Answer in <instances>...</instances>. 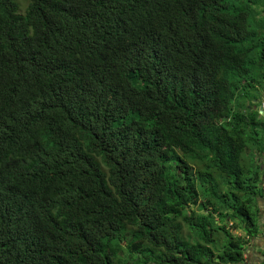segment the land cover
Returning a JSON list of instances; mask_svg holds the SVG:
<instances>
[{
  "label": "trees",
  "instance_id": "obj_1",
  "mask_svg": "<svg viewBox=\"0 0 264 264\" xmlns=\"http://www.w3.org/2000/svg\"><path fill=\"white\" fill-rule=\"evenodd\" d=\"M257 12L264 0H0V264H122L125 233L153 264L244 263L263 196L242 157L263 144Z\"/></svg>",
  "mask_w": 264,
  "mask_h": 264
},
{
  "label": "rangeland",
  "instance_id": "obj_2",
  "mask_svg": "<svg viewBox=\"0 0 264 264\" xmlns=\"http://www.w3.org/2000/svg\"><path fill=\"white\" fill-rule=\"evenodd\" d=\"M16 3L18 4L19 7V11L23 12L27 0H15ZM255 20L260 23V22H264V13L261 12H257L255 14ZM257 85V89L255 91L250 90V94H255L257 96V99H252L253 103H256V106H253V109H257L258 112L261 114L263 120H264V88H261V81L256 84ZM259 101V102H258ZM248 104V99L241 93V91L236 92L235 97L233 98V100L231 101V109L232 111H241L243 109V107L245 105ZM258 133L260 135L263 136V144L262 147L259 150L255 149V146L249 144L244 152H243V161L248 164L249 160L251 158L253 164L255 165H260V169H258L257 171L259 172V178L261 179V184L263 183L262 187H263V196L262 199H258L257 201H259V205L260 206H264V126H261L258 128ZM218 180V178H216ZM225 186H222V188H224ZM190 208L194 209L195 206H190ZM232 234H243L242 231L240 229H235L232 228L229 230ZM182 235H184V237L186 238H190L193 239V234L192 232L186 227L183 226L182 227ZM260 237H264V229L260 230ZM123 237V236H122ZM216 238L218 239L216 241V246H219L220 243L222 242V238H221V234L218 233V236H216ZM124 239L125 241L122 242V249L119 252V256L122 258V264H153L152 261L150 260H145L144 258L141 257L140 254L138 255H134L133 252L129 251V248L127 246H125V244L128 243V233L124 234ZM257 241L259 239H256ZM249 244V241L247 243H245V248L246 246ZM264 245V244H262ZM245 260L243 264H255L258 262V260H254V258H250L247 260V258L244 256Z\"/></svg>",
  "mask_w": 264,
  "mask_h": 264
},
{
  "label": "crops",
  "instance_id": "obj_3",
  "mask_svg": "<svg viewBox=\"0 0 264 264\" xmlns=\"http://www.w3.org/2000/svg\"><path fill=\"white\" fill-rule=\"evenodd\" d=\"M263 185V183H262ZM258 205V204H257ZM258 224L259 233L256 237L249 239V244L244 249V256L248 259L254 258V260L264 259V237H260V230L264 229V206H258ZM256 239H259L258 241Z\"/></svg>",
  "mask_w": 264,
  "mask_h": 264
},
{
  "label": "water",
  "instance_id": "obj_4",
  "mask_svg": "<svg viewBox=\"0 0 264 264\" xmlns=\"http://www.w3.org/2000/svg\"><path fill=\"white\" fill-rule=\"evenodd\" d=\"M257 204H258V206H259V201H257Z\"/></svg>",
  "mask_w": 264,
  "mask_h": 264
},
{
  "label": "bare ground",
  "instance_id": "obj_5",
  "mask_svg": "<svg viewBox=\"0 0 264 264\" xmlns=\"http://www.w3.org/2000/svg\"><path fill=\"white\" fill-rule=\"evenodd\" d=\"M243 264V263H242Z\"/></svg>",
  "mask_w": 264,
  "mask_h": 264
}]
</instances>
